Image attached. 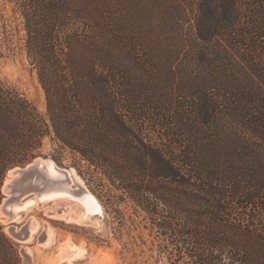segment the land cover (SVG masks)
I'll return each instance as SVG.
<instances>
[{
    "label": "trees",
    "instance_id": "16d2710c",
    "mask_svg": "<svg viewBox=\"0 0 264 264\" xmlns=\"http://www.w3.org/2000/svg\"><path fill=\"white\" fill-rule=\"evenodd\" d=\"M13 1L47 111L0 82V203L49 138L145 213L170 264H264V0ZM21 261L0 223V264Z\"/></svg>",
    "mask_w": 264,
    "mask_h": 264
},
{
    "label": "rangeland",
    "instance_id": "374dc122",
    "mask_svg": "<svg viewBox=\"0 0 264 264\" xmlns=\"http://www.w3.org/2000/svg\"><path fill=\"white\" fill-rule=\"evenodd\" d=\"M14 8L15 3L13 0H0V82L18 90L42 114H46V93L36 69L29 62L24 42L20 38L24 32L21 31L20 34H17L15 31L17 27L22 26L20 16ZM165 23V21L162 23L163 28L173 34L175 27L172 29L171 23H168V25ZM168 78L172 80L171 76L164 75L162 79L154 82L151 86V89L155 90L154 94L158 97L159 94L169 97L171 91H175L166 82ZM139 79L150 80L149 77ZM190 79L192 80L193 77ZM182 80L184 81V79L178 81ZM57 147L52 144L49 138H46L42 154L37 157L52 158L61 167L75 168L84 180L86 188L100 200L104 210L102 222H98L100 220H98L99 215L84 216V210L80 202L81 194L71 193L68 196L42 200L38 190L28 191L19 198V201L34 198L35 204L28 209L21 210V214L15 217L13 222L20 226L30 218L35 217L41 223L32 231L26 243L14 239L8 233V223L3 220L5 217H2L0 212V223L4 231L18 243L22 260V245L28 244L34 248L33 264H53L52 259L56 255L58 245L62 242V254L59 257L60 264H97V261L103 257L106 258L107 264H170L167 254L161 248V245L165 242L155 233H152L145 213L135 206L132 201L121 200L120 193L111 181L96 170L94 166L69 151L63 153L56 151ZM8 172L4 181L10 178ZM31 185L32 188L33 185ZM68 185L74 189H80L77 182L68 183ZM39 187L50 188L44 182H41ZM2 193L4 199L6 195L3 192V186ZM55 208L63 209L61 217L47 214L48 210H54ZM78 221H82V223ZM48 227L54 228L56 234L47 243L44 235L45 232L47 233ZM69 235L74 242L84 241L89 254L83 256L71 248L72 243H63Z\"/></svg>",
    "mask_w": 264,
    "mask_h": 264
},
{
    "label": "bare ground",
    "instance_id": "6f19581e",
    "mask_svg": "<svg viewBox=\"0 0 264 264\" xmlns=\"http://www.w3.org/2000/svg\"><path fill=\"white\" fill-rule=\"evenodd\" d=\"M45 173L49 179L50 188L40 187L42 189H40V191H39L40 192L39 196L42 200H47V198L50 199V198H55V197H59V196H66V195L68 196V195H71V193L81 194L80 196H82V198H80V202L82 203V207L84 210V216L90 217L92 215H99L98 220L99 219L100 220L98 222L99 223L102 222V216L104 215V210H103L102 204H101L100 200L98 199V197L86 188L87 186H86L84 180L78 174V172L75 168H71V169L68 168L67 174H61L59 172V169L56 167L55 162L49 161L45 165ZM9 177H12V174H9ZM67 182L68 183L77 182V183H79V185L83 186V188H85V190L74 193L72 191V186L68 185ZM33 204H35L34 198H27V199L22 200V201L21 200L19 201V199L15 200L13 203V208H12V212L14 214V217H18L21 214L20 213L21 210L28 209ZM2 217H5V218H3V220L6 221V223H7L8 222V215L2 213ZM68 220H70V219H68ZM78 222L82 223V221H78ZM40 223H41V221H39L38 219H35V217L32 218L31 223H30V228H31L30 236L32 234V231L35 230L40 225ZM55 234H56V230L52 227H48L47 233L45 232V235L43 234L45 236V238H44L45 241L47 243L50 242L53 239ZM68 242L70 244L72 243L71 248L74 251H78L83 256H86V254H89L88 247L85 246L84 241H81L78 243L74 242L72 240L71 236L69 235L66 237V239L64 240L63 243H68ZM61 245H62V242L58 245L56 255L52 259L53 264H60L59 263V261H60L59 257L62 254ZM97 262H98L97 264H107L106 263L107 260L104 257L102 259H99Z\"/></svg>",
    "mask_w": 264,
    "mask_h": 264
},
{
    "label": "water",
    "instance_id": "95a60500",
    "mask_svg": "<svg viewBox=\"0 0 264 264\" xmlns=\"http://www.w3.org/2000/svg\"><path fill=\"white\" fill-rule=\"evenodd\" d=\"M53 161L56 164V167L59 169L61 174H67L68 168L59 166L56 161L52 158L47 157H37L31 162L27 163L24 166H16L9 170L8 174H12V177L8 178V180L4 181L3 184V192L6 195L2 200L0 206L1 214L8 215V233L16 240L20 242L26 243L30 238L31 228L30 223L32 218H30L26 223L18 226L14 224V214L12 212L13 203L16 199H19L26 192H30L32 190L40 191V184L44 182L46 186L49 185V179L45 173V165L49 162ZM68 178V177H67ZM33 185L32 188L30 185ZM80 189L72 188L74 193L85 190L83 186L77 183ZM62 208H55L54 210H48V215H54L61 217L62 216ZM34 248L28 244H23L21 248V252L23 255V260L21 264H33L34 261Z\"/></svg>",
    "mask_w": 264,
    "mask_h": 264
}]
</instances>
